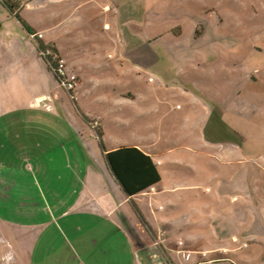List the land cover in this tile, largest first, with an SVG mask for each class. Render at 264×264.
Segmentation results:
<instances>
[{"label": "crops", "instance_id": "obj_1", "mask_svg": "<svg viewBox=\"0 0 264 264\" xmlns=\"http://www.w3.org/2000/svg\"><path fill=\"white\" fill-rule=\"evenodd\" d=\"M57 2H14L19 20L41 34L44 45L47 36L39 12ZM104 3L106 11H115L116 4ZM25 6L35 11V26L25 18ZM112 24L119 25L114 19ZM47 43L63 59L55 43ZM107 60L91 64L92 75L80 81L76 102L38 58L23 67L29 79L16 84L42 86L33 96H22L18 108H2L3 118L19 112L34 126L0 127V263L220 264L227 261V253H236L233 247L244 243L257 247L253 264H264V247L259 252L264 244V198H259L260 180L248 167L251 160L173 147L160 151L166 145L157 135L161 111L167 115L188 96H160V86H153L138 68L136 76L128 78L126 62ZM64 62L78 76L90 72L80 62ZM16 81L0 77L1 86ZM4 97L6 106L11 102L9 90ZM14 141L22 143L13 151L20 169L8 152L3 153ZM202 145L222 149L224 144ZM121 148L149 157L160 182L127 198L104 160L105 154Z\"/></svg>", "mask_w": 264, "mask_h": 264}, {"label": "rangeland", "instance_id": "obj_2", "mask_svg": "<svg viewBox=\"0 0 264 264\" xmlns=\"http://www.w3.org/2000/svg\"><path fill=\"white\" fill-rule=\"evenodd\" d=\"M104 1L58 0L40 11L47 41L55 43L65 61L80 62L88 71L92 63L105 64L109 58L117 65L121 59L128 64L124 65L128 78L136 76L138 68L153 86H160V96L187 95L184 102L174 104V111L167 115L161 111L158 117L159 143H166L160 151L173 147L222 159L251 160L248 167L260 180L259 198H264V0H110L116 4H111L114 12L105 10ZM25 7V18L35 26V11ZM20 20L0 8V77L17 80L0 85V127H33L19 112L3 118L2 108H18L22 96H33V90L42 86L16 84L29 79L25 64L38 58L42 66L22 24L29 26ZM197 65L199 69L193 68ZM91 75L92 71L86 77ZM7 90L11 102L3 106ZM206 141L224 145L205 149L202 142ZM21 144L14 141L4 146L3 153H9L16 169L20 165L13 151ZM234 243L239 244L235 239ZM243 244L233 247L236 253H227V261L220 264H253L257 247ZM0 264L9 262L5 259Z\"/></svg>", "mask_w": 264, "mask_h": 264}, {"label": "trees", "instance_id": "obj_3", "mask_svg": "<svg viewBox=\"0 0 264 264\" xmlns=\"http://www.w3.org/2000/svg\"><path fill=\"white\" fill-rule=\"evenodd\" d=\"M14 2L15 0H1L0 6L5 8L14 18L15 16L18 18L16 15L17 5H15ZM22 26L34 43L36 54L45 65L47 71L55 78L56 82L59 83L55 71V62L52 60L53 56H58L56 50L36 40L34 38V33L24 24H22ZM47 53L50 55H47ZM100 147L102 148L101 142ZM104 160L114 181L127 198L140 195L160 182V176L151 159L136 149L121 148L117 151L105 154Z\"/></svg>", "mask_w": 264, "mask_h": 264}, {"label": "built area", "instance_id": "obj_4", "mask_svg": "<svg viewBox=\"0 0 264 264\" xmlns=\"http://www.w3.org/2000/svg\"><path fill=\"white\" fill-rule=\"evenodd\" d=\"M1 1V0H0ZM34 38L38 41H42L41 35L34 36ZM47 55H50L47 53ZM53 62H55L56 66V74L59 79L58 85L70 96L72 102L77 101V95H75V92L77 90V87L83 79L86 78V76H78L76 74L70 73L66 67V63L63 59H61L58 56L52 57ZM93 128H96L97 122H93Z\"/></svg>", "mask_w": 264, "mask_h": 264}]
</instances>
